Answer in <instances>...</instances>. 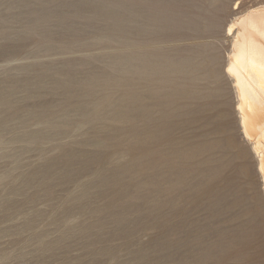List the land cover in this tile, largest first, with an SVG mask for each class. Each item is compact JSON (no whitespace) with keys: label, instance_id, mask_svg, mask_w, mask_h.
Returning <instances> with one entry per match:
<instances>
[{"label":"bare ground","instance_id":"bare-ground-1","mask_svg":"<svg viewBox=\"0 0 264 264\" xmlns=\"http://www.w3.org/2000/svg\"><path fill=\"white\" fill-rule=\"evenodd\" d=\"M114 2L105 0L100 6L92 4V11L74 14L62 10L52 13L46 9L37 21L52 23L50 18L56 14V22L63 23L75 16L85 20L88 26L103 22L110 31L122 30L120 36L98 37L94 40L97 44L134 41L137 36L128 33L133 27L160 36V43L183 40L193 33L187 40L220 36L200 35L214 28L215 23L200 25L188 21L183 25L179 16H171L161 7L159 17L154 13L132 16L134 11L126 8L127 11L120 13ZM242 2L235 0V8H240ZM57 4L61 9L69 6L65 1ZM201 12L209 11L202 9ZM195 14L197 21L205 18L203 14ZM140 17L148 20L142 21ZM30 32L35 30L31 28ZM222 35L229 41L225 56L218 46L220 39L208 38L209 41H195L183 47L162 46L152 53L143 50L120 54L119 58L124 59L119 65L112 64L100 72L92 70L83 78H76L73 73L71 66L75 61H63L64 65H70L61 66L59 76L47 79L63 86L65 92L82 90L79 97L83 106L77 116H82L83 126L92 123L100 130L96 131L97 138L91 139V147L107 146L117 163V169L96 175L94 181L100 182L99 187L91 181L83 186L80 194L72 196L66 211L60 214L62 221L67 212L74 215L83 212L89 217L82 204L87 195L100 193L102 188L117 193L116 200L123 208L115 214L118 219L141 209L142 203L133 199L151 195L156 207L154 212L150 210V216L160 214V251L166 259L172 258L174 264H264V0L236 12ZM174 36L181 37L169 39ZM25 73L24 82L34 86L31 93L39 94L41 87L36 89L37 81L43 85L49 76L37 69H28ZM1 101H6V105L11 102ZM25 116L22 124L30 126L37 113ZM64 116L61 123L67 130L73 129V116L67 113ZM7 120L8 117L2 119L5 123ZM1 135L0 140L4 142ZM15 136L8 142L21 139L20 135ZM24 137L27 142L50 139L41 129L27 132ZM93 151H72L67 161L57 163V169H50L44 176L49 175L52 180L57 172H64L62 176L59 173L63 180L77 178L85 166L71 175L66 172L72 163L80 164L81 159L94 160L100 151ZM39 174L35 172L26 182H38ZM131 180L139 185H131ZM99 224L97 220L92 221L82 229L78 226L71 234Z\"/></svg>","mask_w":264,"mask_h":264},{"label":"rangeland","instance_id":"rangeland-1","mask_svg":"<svg viewBox=\"0 0 264 264\" xmlns=\"http://www.w3.org/2000/svg\"><path fill=\"white\" fill-rule=\"evenodd\" d=\"M60 1H65L69 6L61 9L57 4ZM104 1L0 0V99L11 100L9 105L5 104L6 101L0 102V121L4 117H8L6 123L5 121L0 122V134L7 139L5 141V138L2 137L5 143L0 140V264H155V261L157 264H174L175 262L172 258L166 259V256L161 254L160 214L155 217L153 214L150 216V210L153 209L152 212H154L156 207L153 205L154 199L151 195L133 199L136 200V203H142L141 209H136L134 212L127 213L122 219H118L115 214L123 208L116 200L117 193L103 188L100 189V193L93 194L91 192L92 194L89 193L90 195L86 196L88 198H85L82 204L87 210L85 212L89 213L90 216H79V227L82 229L96 220L100 222V226L92 227L85 232L79 230L59 241L64 232L60 226L62 222L60 214L66 211L68 201L72 196L80 194L85 184L91 181L96 183L94 178L99 172L117 169V163L113 161L115 158L112 159V151L107 146L97 147L95 145V148H92V140L97 138L95 134L100 130L92 123L83 126L82 116H77V114L80 115L79 110L83 106L79 97L82 90H66L65 92V88L62 89L63 86L54 85L53 80L49 79L48 82L47 79L59 76L58 71L60 72L64 66L70 65H64L63 61H75L71 66L74 69L73 73L75 77L77 76L76 78H83L92 73V70L93 72H100L102 68L112 64L119 65L124 59L119 57L124 53L143 50L152 53L160 50L162 46L183 47L202 40H218L219 38L220 43L218 44L220 45L218 46L221 51L223 50L225 56L229 48V41H226L222 35L226 25L236 12L255 4L259 0H243L240 8H235V0H216L214 3L212 0H115L114 3L120 13H123L126 8H130L134 11L132 16L137 13L139 15L146 13L153 15L154 13L155 17H159L161 7L165 13L171 16H179L183 25L184 23L188 24V21L199 22L200 25L205 23L216 24L214 28L209 30L210 32L204 31L200 35L220 36L208 37L209 40L208 38L200 39V41L195 40L194 42L187 40L191 35H194L193 33L187 34L186 39L183 40H169L160 43V36L152 35V32L148 30H138L133 27L134 29L128 33H132L131 36H137L134 41L119 44L107 42L97 44L96 39L98 37L104 35L120 36L122 30L110 31L103 22L88 26L85 20L75 16L68 18L63 23L56 22V14L50 18L52 23L37 21L38 15L42 14L43 10L49 9L52 13H58L62 10L61 12L67 11L71 14L78 11L88 12L92 11L94 6H100ZM183 4L186 7L182 6ZM202 9H207L209 12H201ZM181 12L183 15H179ZM195 12L205 15V18L197 21ZM140 18L142 21L148 20V18ZM221 23L224 25L222 29H219ZM29 27L33 28L35 33L30 32L29 34V29H31ZM151 30L155 31V29ZM45 31L48 32L47 35H45ZM150 34L151 37H148ZM179 37L181 36H174L169 39H178ZM73 42L78 44L75 45ZM178 42H181V45ZM81 43H85V45L82 46ZM1 49L5 51H1ZM24 69H37L41 73L44 71L49 76L43 80L44 83L40 81L43 85L45 84V88L37 81L36 89L41 87L38 90L40 91L39 94L31 93L34 86L30 87L24 82V75L27 71ZM62 96L68 99L66 100ZM79 104L81 105L80 108ZM53 110H56V113ZM31 112L37 113V119L32 121L34 122L33 125L23 126L25 114ZM45 112H49V115ZM66 113L73 116L75 123L73 129L67 130L65 125L61 123ZM75 120H77L78 125ZM8 123L9 125H7ZM34 129L45 131L50 139L44 142H27L26 140L25 142L24 136ZM16 134L17 136L20 135L21 139L9 143L8 140L16 137ZM22 148H24L23 151ZM92 150H94L93 153L100 151L98 152L99 155H96V161L94 159L93 162H88V160L81 159L80 164L72 163V167L70 166L69 171L66 172L70 174L85 166L86 169L79 173L77 178L70 181L63 180L64 178L61 176L64 175V172H57L56 177H52V180L49 175L44 176L48 174L50 169L56 170L57 163L67 161L72 151L84 153L85 151L92 152ZM35 172H41L43 176L39 174L38 182L31 184L26 182L27 178ZM59 173L62 175L60 176ZM48 180L49 182H47ZM130 183L135 186L139 185L136 180H131ZM96 185L99 187L100 182H97ZM148 211L149 215L147 216ZM68 213H65V218L70 217ZM44 243H47L51 248L44 249L42 247Z\"/></svg>","mask_w":264,"mask_h":264},{"label":"water","instance_id":"water-1","mask_svg":"<svg viewBox=\"0 0 264 264\" xmlns=\"http://www.w3.org/2000/svg\"><path fill=\"white\" fill-rule=\"evenodd\" d=\"M82 215L85 216V213H82V214L79 213V215L70 214V217H68V218H70L69 220H68V218H65L61 222L60 226H61V228L64 229V232H63V236L61 238H59V241L64 240V238L68 237L71 234L72 230H74L75 228L80 226L79 216H82ZM42 247L44 249L45 248H47V249L51 248L47 243L42 244Z\"/></svg>","mask_w":264,"mask_h":264}]
</instances>
